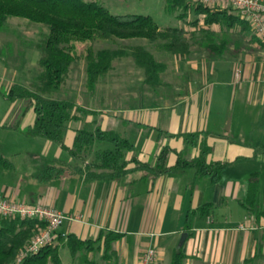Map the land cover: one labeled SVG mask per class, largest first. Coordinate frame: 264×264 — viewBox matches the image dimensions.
<instances>
[{"label": "crops", "instance_id": "crops-1", "mask_svg": "<svg viewBox=\"0 0 264 264\" xmlns=\"http://www.w3.org/2000/svg\"><path fill=\"white\" fill-rule=\"evenodd\" d=\"M227 34L219 56L209 54L203 42L192 43L188 54L168 55L162 83L154 90L140 85L107 90L97 84L100 104L85 106L93 112L81 119L123 133L136 147L128 158L134 154L147 163H153L165 145L180 151L184 144L177 135L202 132L210 147L206 161L228 163L219 181L197 177L192 168L143 179H138L142 172L137 170L116 180H86L83 174L63 172L41 181L38 175L46 165L81 163L43 137L37 149L20 148L17 134L37 136L27 133L30 124H24L17 113L13 116L12 108L5 110L0 138L13 148L14 156L0 152L11 163L0 165L4 170L0 195L9 201L52 206L79 218L65 220L56 229L53 242L59 244L61 264L68 234L94 240L107 231L122 236L112 241L107 252L101 240L94 243V248L103 250L99 262L92 249L71 254L69 264H139L149 247L156 251L155 264H163L166 257L171 264L178 248L185 255L183 264H264V214L257 216L240 202L256 172L258 207L264 209V47L242 31ZM116 93L133 103L111 107L109 99V104H102L103 98ZM81 120L69 123L63 139L66 146H71ZM23 150L25 156L18 159L15 155ZM198 153L193 147L186 157ZM175 159L171 152L168 165ZM204 204L208 209L203 213L199 207ZM183 232L187 236L178 245Z\"/></svg>", "mask_w": 264, "mask_h": 264}, {"label": "trees", "instance_id": "trees-1", "mask_svg": "<svg viewBox=\"0 0 264 264\" xmlns=\"http://www.w3.org/2000/svg\"><path fill=\"white\" fill-rule=\"evenodd\" d=\"M191 1L165 0V4L172 11L179 7L184 9L178 17L183 18L187 10H193L196 14H203L202 19L184 20L180 26L160 28L149 15H116L93 1L0 0V31L6 27L9 17H19L46 28V33L36 43L39 51V72L36 80L29 86L11 84L3 95L10 100L25 98L30 102L34 112V119L27 127L30 136H41L60 144L73 159L81 163V166L72 167L46 165L38 175L41 181L59 176L63 172L83 174L86 180H116L137 170L142 172L138 179H143L187 168H192L197 177L206 176L212 182L220 180L228 163L206 161L210 147L206 145L202 132L177 135L182 137L183 148L175 151L165 145L153 163L140 161L134 154L128 158V153L136 150L135 145L123 133L102 129L95 123H87L85 127L74 129L72 144L66 146L63 139L69 123L79 121L93 111L72 99L53 97L65 84L72 64L81 58L86 60L85 83L90 93L113 69V62L126 56L131 58L136 67L142 69V82L151 90L162 83L166 61L157 59L142 45H135L130 50L111 47L93 49L90 41L95 38H141L150 42L161 41V46L170 54L179 55L188 54L192 43L203 42V47L209 54L219 56L227 42V33L244 31L250 27L244 21L236 22L238 16L228 13L227 8L220 9ZM236 23L239 24L238 29ZM199 24L201 26H198ZM213 25L217 26L218 30H215ZM193 147H198V155L187 158L186 155ZM171 152L176 154V159L172 165H168ZM0 165L11 166L1 153ZM251 177L246 184L245 196L240 202L247 211L259 216L264 214V209L258 207L257 173H252ZM207 209L208 204L199 207V211L203 213ZM44 225L45 223L38 219L0 214V264H61L59 244L54 242L42 245L37 251L25 253L17 261ZM121 236V233L107 231L101 232L92 240L68 234L62 245L74 255L81 250L94 249V243L101 240L102 247L107 252L112 241ZM184 257L179 248L175 249L171 264H183Z\"/></svg>", "mask_w": 264, "mask_h": 264}, {"label": "rangeland", "instance_id": "rangeland-1", "mask_svg": "<svg viewBox=\"0 0 264 264\" xmlns=\"http://www.w3.org/2000/svg\"><path fill=\"white\" fill-rule=\"evenodd\" d=\"M86 2H97L107 8L112 14H142L149 15L155 21V23L160 27H176L180 26L182 21H191L195 18L202 19L203 14H196L193 10H187L183 18L178 17L179 13L184 9L176 8L175 10H170L166 7L165 0H84ZM191 1V0H190ZM192 2V1H191ZM220 9L227 8L228 13H232L238 16L236 22L244 21L247 24L248 21L242 17L241 13L232 7L228 6H216ZM238 23H236V29H238ZM198 26H201L199 24ZM250 26V24H249ZM197 27V26H195ZM193 27V29L195 28ZM214 28H218L214 26ZM250 40L260 44L264 47V43L256 36L251 26L249 29L242 31ZM46 33V28L40 24L29 22L25 19L19 17H9L8 23L4 29L0 31V124L4 120V112L8 108L13 109V116L17 113L19 117L23 118L24 124H31L34 119V112L30 106V102L25 98L10 100L3 96L8 87L11 84H19L22 86H29V84L36 80V76L39 72V67L37 64V59L39 51L37 49L36 43H38L42 36ZM199 36V34H196ZM93 49H98L102 47L111 48H122L130 50L135 45H142L144 48L149 50L154 54L157 59L161 61H166V57L170 55L168 50L161 46V41L150 42L146 39L132 38V39H101L95 38L90 41ZM86 60L81 58L80 60L74 62L71 66L69 75L66 79L65 84L60 90L53 94L54 98H68L76 101L80 105L87 106L95 102H98L99 93L97 90L89 92L86 88ZM222 76L225 73H221ZM228 74H226L227 76ZM164 72L162 73V77ZM143 71L142 69L135 66L133 61L129 56L123 57L121 59L115 60L113 62V69L106 75L104 79L99 81L98 87L101 89H130L133 86L138 87L140 85L141 89H151L148 85L142 82ZM116 93L113 97L107 96V98L102 99V104H109V99L111 100V107L121 106L126 107L133 103L131 98L119 97ZM94 100V101H93ZM90 101V103H89ZM18 117V118H19ZM90 117V116H89ZM10 119L5 121V125L9 124ZM79 128L85 127V121H80ZM1 133V132H0ZM19 137V146L24 150H34L41 146L40 139L42 137H28L24 134H17ZM21 151L18 159L25 156V152ZM13 148L4 145L2 139L0 138V152H2L8 158L14 156ZM76 162H79L76 160ZM3 168L0 167V171ZM93 257L97 262L102 259L103 250H98L94 248L92 250ZM61 257L63 264H69L72 261V255L67 249V247L61 250ZM52 264V263H48ZM163 264H170L169 259L166 257Z\"/></svg>", "mask_w": 264, "mask_h": 264}, {"label": "built area", "instance_id": "built-area-1", "mask_svg": "<svg viewBox=\"0 0 264 264\" xmlns=\"http://www.w3.org/2000/svg\"><path fill=\"white\" fill-rule=\"evenodd\" d=\"M210 7L228 6L237 9L248 21L256 36L264 43V0H192ZM0 214L17 215L34 218L45 223L44 227L34 236L17 261L27 252L37 251L42 245L54 241L56 229L65 220L79 219L74 215L44 204H27L21 201H9L0 195ZM156 251L149 247L140 256L139 264H155Z\"/></svg>", "mask_w": 264, "mask_h": 264}, {"label": "water", "instance_id": "water-1", "mask_svg": "<svg viewBox=\"0 0 264 264\" xmlns=\"http://www.w3.org/2000/svg\"><path fill=\"white\" fill-rule=\"evenodd\" d=\"M187 236L186 232H183L180 236L178 245H181V243L184 241L185 237Z\"/></svg>", "mask_w": 264, "mask_h": 264}]
</instances>
